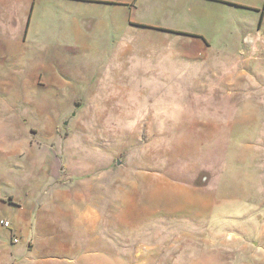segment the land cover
Listing matches in <instances>:
<instances>
[{
    "label": "rangeland",
    "instance_id": "obj_1",
    "mask_svg": "<svg viewBox=\"0 0 264 264\" xmlns=\"http://www.w3.org/2000/svg\"><path fill=\"white\" fill-rule=\"evenodd\" d=\"M132 1L104 11L44 2L18 39L15 10L1 31L5 41L15 37L0 51V133L30 137L53 155L76 153L58 156L61 168L86 171L68 180L89 181L94 164L106 171L113 163L119 181L151 186L143 200L154 214L125 239L115 231L130 264H264V2L223 5L191 22L186 4L143 0L134 10ZM156 22L205 35L209 49L186 59L179 50L188 38L127 29ZM102 24L126 40L89 32ZM6 152L0 147L2 198L42 179L32 168L38 154ZM13 211L2 214L9 227ZM122 259L100 255L97 264Z\"/></svg>",
    "mask_w": 264,
    "mask_h": 264
},
{
    "label": "crops",
    "instance_id": "obj_2",
    "mask_svg": "<svg viewBox=\"0 0 264 264\" xmlns=\"http://www.w3.org/2000/svg\"><path fill=\"white\" fill-rule=\"evenodd\" d=\"M174 1L191 7V22H194L201 21V19L206 20L210 15L207 11L218 10L223 5L254 9L252 7L257 0ZM44 2L47 5H62L63 8L71 9V11L87 7L104 11L108 8L125 9L131 0H0V51L4 48L2 42L14 41L15 36L5 41L1 33L4 31V26L13 18V12L16 10L22 13V19L19 17V20L15 22L16 39L20 37L19 34L26 37L32 26L33 12L37 6L44 5ZM260 2L263 4L264 0ZM155 4L158 3L155 2ZM17 5L19 7H16ZM142 5L143 0H133L131 7L136 10ZM176 11L181 13L185 10L179 6ZM79 22V19H76V26ZM145 25L131 24L127 29L133 26L150 31V33L167 32L184 37V39L188 38L191 44L178 49L186 59L193 58L197 52L209 49L210 41L203 34L190 35L181 34L183 32L164 31L165 28H162L164 26L158 22L154 25ZM89 29V32L96 29L97 34H100L99 39L103 41L114 37V41L127 38L125 34L121 35V30L112 31V27L105 24L101 27L91 26ZM148 37V35H143L137 38L147 39ZM223 81L226 88L227 83ZM0 147L8 151L6 152L8 158L16 156L21 151L38 154L39 160L32 165V168L33 170L38 169L42 177L39 181L24 182L17 185L16 189L8 190L5 198H2L0 192V264H81L84 260L86 264H97L99 263L97 258L100 255L104 259L105 256H123V259L119 261L120 264L131 263V260L120 253L122 241L120 240L117 246L115 231L116 229L124 230V234L119 235L125 239L128 235L126 231L128 228L138 226V222L141 225L145 217L154 214L146 211V201L143 200L145 197H151V194H148L151 186L142 182L133 185V182L129 180L126 183L122 181V183L119 181L120 174L117 173L116 167L112 166L113 163L107 167L106 171L103 169L105 167L100 169L94 164L95 171L89 181L88 179L68 180V175L69 177L75 174L81 176L86 171L81 167H72V165L69 167L63 162L61 168L58 156L66 159L69 155H77L76 153L62 152L57 155L54 152L53 155L52 150L41 149L40 145L31 141L30 137H25L21 141L17 134L8 131L0 133ZM128 172L131 173V171ZM102 173L107 174L105 180L101 182ZM0 184H2L1 181ZM133 192L135 194L132 199ZM115 198L119 199L118 203L120 202V206H117L119 208L117 213L111 209ZM13 209L16 215L15 223L10 224L9 228H4L1 225L2 214L11 212ZM13 240L17 242L13 243Z\"/></svg>",
    "mask_w": 264,
    "mask_h": 264
},
{
    "label": "built area",
    "instance_id": "obj_3",
    "mask_svg": "<svg viewBox=\"0 0 264 264\" xmlns=\"http://www.w3.org/2000/svg\"><path fill=\"white\" fill-rule=\"evenodd\" d=\"M1 225L4 227V228H9V223L7 221H2L1 222ZM17 240H13V243H16Z\"/></svg>",
    "mask_w": 264,
    "mask_h": 264
},
{
    "label": "water",
    "instance_id": "obj_4",
    "mask_svg": "<svg viewBox=\"0 0 264 264\" xmlns=\"http://www.w3.org/2000/svg\"><path fill=\"white\" fill-rule=\"evenodd\" d=\"M117 165H119V163H117Z\"/></svg>",
    "mask_w": 264,
    "mask_h": 264
}]
</instances>
